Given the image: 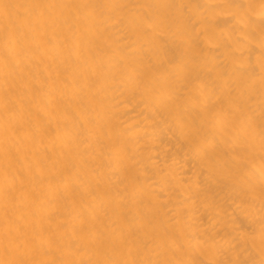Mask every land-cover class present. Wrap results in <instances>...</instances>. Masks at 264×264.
Returning a JSON list of instances; mask_svg holds the SVG:
<instances>
[{
    "label": "bare ground",
    "instance_id": "6f19581e",
    "mask_svg": "<svg viewBox=\"0 0 264 264\" xmlns=\"http://www.w3.org/2000/svg\"><path fill=\"white\" fill-rule=\"evenodd\" d=\"M0 264H264V0H0Z\"/></svg>",
    "mask_w": 264,
    "mask_h": 264
}]
</instances>
